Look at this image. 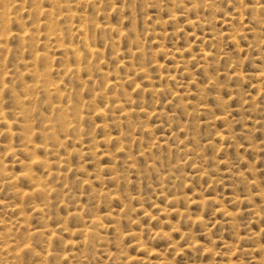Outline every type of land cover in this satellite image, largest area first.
Segmentation results:
<instances>
[{
  "label": "rangeland",
  "instance_id": "1",
  "mask_svg": "<svg viewBox=\"0 0 264 264\" xmlns=\"http://www.w3.org/2000/svg\"><path fill=\"white\" fill-rule=\"evenodd\" d=\"M2 5L0 264H264V0Z\"/></svg>",
  "mask_w": 264,
  "mask_h": 264
},
{
  "label": "bare ground",
  "instance_id": "2",
  "mask_svg": "<svg viewBox=\"0 0 264 264\" xmlns=\"http://www.w3.org/2000/svg\"><path fill=\"white\" fill-rule=\"evenodd\" d=\"M4 0H0V3H1V5H0V18H8L5 14H7V12H5V10H3L4 8H3V5H2V2H3ZM6 1V0H5ZM7 3V2H6ZM5 3V4H6ZM8 4V3H7ZM16 4V3H15ZM35 4V3H34ZM56 4H57V2H56ZM60 4V3H59ZM20 5V4H19ZM19 5H16V6H19ZM15 7V6H14ZM20 7V6H19ZM16 8V7H15ZM34 8H35V6H34ZM38 9V8H37ZM30 12V11H29ZM37 12V11H36ZM69 13V12H68ZM99 13V12H98ZM14 16V15H13ZM5 18V19H6ZM1 20V19H0ZM6 21L7 22H9L8 21V19H6ZM5 21V22H6ZM2 22H4V21H2ZM43 22V21H42ZM43 26V25H42ZM47 30V29H46ZM28 35V34H27ZM24 36H26V35H24ZM120 36V35H119ZM1 47H2V45H1ZM1 51H2V49H1ZM36 68V67H35ZM36 71V70H35ZM37 85H38V83H37ZM43 85V84H42ZM45 86V85H44ZM50 87V86H49ZM51 88V87H50ZM40 89V88H39ZM48 89V88H47ZM45 92V91H44ZM46 92H48V91H46ZM54 92H56V91H54ZM51 93V92H50ZM120 102V101H119ZM22 103V102H21ZM119 105V104H118ZM120 106V105H119ZM61 108V107H60ZM60 114H61V112H60ZM64 115V114H63ZM59 116H61V115H59ZM63 121H65V120H63ZM61 123H62V121H61ZM62 127H63V125H62ZM30 159V158H29ZM37 159H39V158H37ZM36 159V160H37ZM35 159H34V162L36 161ZM34 162H31V163H34ZM42 162V161H41ZM30 168V167H29ZM31 169V168H30ZM53 173V172H52ZM41 187V186H40ZM43 190V189H42ZM53 191V190H52ZM26 193V192H25ZM25 193H23V194H25ZM44 194V193H43ZM94 221H96L95 219H94ZM86 233V232H85Z\"/></svg>",
  "mask_w": 264,
  "mask_h": 264
}]
</instances>
